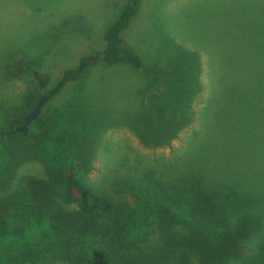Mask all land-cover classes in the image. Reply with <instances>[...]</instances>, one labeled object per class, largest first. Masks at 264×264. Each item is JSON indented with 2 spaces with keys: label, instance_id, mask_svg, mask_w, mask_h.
Returning a JSON list of instances; mask_svg holds the SVG:
<instances>
[{
  "label": "rangeland",
  "instance_id": "obj_1",
  "mask_svg": "<svg viewBox=\"0 0 264 264\" xmlns=\"http://www.w3.org/2000/svg\"><path fill=\"white\" fill-rule=\"evenodd\" d=\"M126 1L0 0V101L22 100L31 79L6 76L9 70L30 64L29 72L43 76L44 93L81 56L101 51L105 29ZM123 40L141 69L100 63L45 107L80 93L102 122L90 182L132 203L126 178L149 174L170 188L199 171L207 184L249 193L264 209V0H142ZM18 50L36 57L27 62ZM194 75V120L166 144L143 143L132 126L168 119L179 88ZM19 174L43 177L45 170L35 160ZM155 219L136 252L164 263L171 259L169 230Z\"/></svg>",
  "mask_w": 264,
  "mask_h": 264
},
{
  "label": "trees",
  "instance_id": "obj_2",
  "mask_svg": "<svg viewBox=\"0 0 264 264\" xmlns=\"http://www.w3.org/2000/svg\"><path fill=\"white\" fill-rule=\"evenodd\" d=\"M141 2L127 0L103 33L104 48L81 56L44 93L43 76L29 72L30 64L24 62L35 54L18 50L25 57L13 58L25 65L6 76L31 79H26L22 100L0 101V264H264V209L249 193L209 185L199 171L170 188L141 174L125 179L133 202H118L90 182L103 126L84 95L45 109L93 66L125 62L143 67L123 40ZM196 83L197 76H188L168 119L150 124L152 119L144 118L132 126L143 143L166 144L194 120ZM43 96L46 104L27 134L15 131ZM35 160L43 165L44 176H20L21 167ZM152 217L169 230L171 259L164 263L149 259L150 253L137 256Z\"/></svg>",
  "mask_w": 264,
  "mask_h": 264
},
{
  "label": "water",
  "instance_id": "obj_3",
  "mask_svg": "<svg viewBox=\"0 0 264 264\" xmlns=\"http://www.w3.org/2000/svg\"><path fill=\"white\" fill-rule=\"evenodd\" d=\"M46 101L47 96L41 97L35 107L26 114L23 121L19 125H17L14 130L23 134H27L31 123L34 122L41 114L44 105L46 104Z\"/></svg>",
  "mask_w": 264,
  "mask_h": 264
}]
</instances>
